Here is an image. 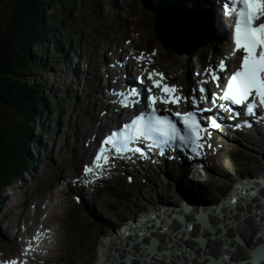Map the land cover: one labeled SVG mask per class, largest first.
Here are the masks:
<instances>
[{
	"label": "rangeland",
	"instance_id": "obj_1",
	"mask_svg": "<svg viewBox=\"0 0 264 264\" xmlns=\"http://www.w3.org/2000/svg\"><path fill=\"white\" fill-rule=\"evenodd\" d=\"M3 1L5 0H0V28L2 29L5 28L3 26L6 18L5 13H3ZM152 1L156 3V1ZM115 2L104 0L102 9H98L96 7L97 0H84L80 6V13L85 18L82 19V24L77 22L75 26H81V32L87 38L102 40L106 34L111 32V29L116 24L129 23L133 26L141 27L152 38L150 28L154 22L152 20L154 18L153 12L146 9L141 0H117V7H114ZM99 13L106 16V24L101 20L103 16L101 14L99 15ZM173 13L177 14L176 19H182L177 13V10L173 11ZM95 24H103L99 29L101 31L100 34L93 31ZM65 25L66 27L74 29L70 24L69 16L66 18ZM106 25L112 27H108L106 30ZM93 39H89L84 47L83 45H79L75 48V51L72 50V58L68 62L71 64L73 59V61H76V64L79 63L81 65L82 59L85 61L90 52L97 50V48H93ZM152 47L159 50L157 65L166 73L165 68H168L170 75L174 77L173 81H182L183 78L180 73L182 72V61L185 57L178 56L174 52L175 56H170V52L167 51V48L157 38L152 42ZM210 47H212V44L202 48L206 49L203 55ZM66 49H69V47ZM202 49L198 51L199 54H201ZM33 56L37 60L44 59L47 61L48 59L41 52H38V50H34ZM69 70L67 61L64 63L62 57L60 64L56 63L55 66H48L47 73L42 74L41 70L38 72V81H44L51 87V91L43 92L54 96L57 100L63 99L65 101V108L70 109V107H74L78 113H75L71 119L73 130L61 129V135L58 140L56 136L50 135L51 129L44 128V126L52 127L54 125L51 118H46L41 122L38 121L35 123V135H32V143L28 147V161L32 164L30 171L34 176L28 173L24 175V178H18V180L11 184L13 187L8 186L3 189L2 195L5 194L4 192L8 194L9 190L15 191L23 187V190H29L30 188L26 185L33 182L37 169L39 168L38 175L32 188L28 191V200L22 204L20 202L11 203L13 208L17 204H21L20 211L16 214L12 213L7 221L0 223V255L7 253V256L10 257L18 253L7 246L4 239L12 240L17 224L23 223L24 220L26 222L29 220L31 224L36 223L37 219L44 220L45 214L43 215L42 213L44 212L45 206L43 203L47 201L51 203L52 201L56 202L52 205V213L46 217V221L50 225H53L54 228L56 226L59 227L57 244L59 247L58 252H61V255L58 259H53L52 262L45 264H97L99 247L103 241L104 234L108 232L112 234L113 232L111 230H117L125 220L128 222L134 219L139 220L137 217L140 214L151 208L159 207L161 203L174 202L172 200H176L177 198L180 200V196L175 191V175L169 174L166 176L157 169H150V172L146 173L148 178L146 176H135L133 185L127 183L125 175L115 174L111 182L102 184L94 192L92 191L93 195L82 199L81 204L75 202L73 198L74 193L63 192L64 189L70 192H79L74 185L70 186L69 189L65 185L66 183L72 182V176L79 173L80 165L76 157L80 152L86 150L84 140L91 137L94 133H97V125L100 124L99 115L104 109V105L94 109V100L95 102L97 101L93 95L94 93L79 92L83 81L90 74L82 73L85 70V66L81 69L76 67L75 72L72 71L70 73ZM189 75L193 76V73L191 72ZM33 78L35 79V77ZM49 87H46V89H49ZM70 98L73 103H71ZM77 105L78 108L76 107ZM1 111L2 107H0V113ZM36 118L40 120L39 115ZM1 121L3 120L0 117V123ZM41 124L43 127H41ZM104 125L101 124V126ZM227 140L220 141L225 148L221 149L212 158L214 168L207 171L204 177L200 178V186L206 192H203V197L207 200H220L225 202L228 196L232 195L235 190H238L245 179L264 175V155L251 146L233 144ZM76 144L79 146H75ZM256 144L253 145L255 146ZM258 146H260V143ZM34 155L36 157L35 161L32 159ZM49 162L51 163L49 164ZM35 167L36 169H34ZM61 179L67 180L60 182ZM167 183L170 184L166 186ZM226 192L229 193L224 195ZM160 197L163 198V201ZM11 198L14 199L13 197ZM29 200L37 203L35 209H32L33 204L31 205V209H28ZM56 204L58 207H56ZM110 211H114L117 215L115 221L107 222V220H104L103 223L108 224L106 227L93 224L92 221L96 217L101 216L105 219V215ZM2 217L3 214L0 215V220H2ZM14 242L19 245L18 242ZM198 244L200 245V243ZM207 246L209 245L207 244ZM208 253L209 251L202 252L203 256L201 261L207 259Z\"/></svg>",
	"mask_w": 264,
	"mask_h": 264
},
{
	"label": "snow or ice",
	"instance_id": "obj_2",
	"mask_svg": "<svg viewBox=\"0 0 264 264\" xmlns=\"http://www.w3.org/2000/svg\"><path fill=\"white\" fill-rule=\"evenodd\" d=\"M225 15L229 18L234 17L233 23V43L234 49L232 55L242 53L240 65L237 70L226 77L227 83L221 87L219 81L221 79L218 72L227 71L224 61H221L217 69H206L211 75L212 80L216 82V87L221 89L219 94L212 93L210 103L216 105L217 100L227 101L231 105H237L245 108L244 115H257L256 109L264 107V0H230V3L224 4ZM146 57L141 54L138 60H144ZM157 77L159 79H157ZM148 79L152 80L153 87L160 89V95H150L149 112H142L134 117L130 122L121 126L120 129L111 132L104 140L94 157L93 165L85 167L86 174L104 171L110 160L117 157L123 159H131V156L139 154L141 158L147 159L148 153L144 148L135 145L141 142L146 143V148L150 151L152 148L159 149V154L163 155L166 148H183L190 152L200 155L205 143L211 138V133L202 123L201 116L205 112H210L211 108H200V104L208 102L207 89L199 87L193 89V93H200L199 97L195 94L191 97H182L180 90L174 85L163 83L166 77L163 73L150 72ZM143 83V79H140ZM151 93L152 89H148ZM117 97H123L119 100L121 106L127 108L138 103L137 100H130L129 97H138L139 93L132 89L128 93H114ZM114 103L116 101H113ZM184 103H191L194 108L199 109L201 116L197 111H188L181 113L176 111L171 114L175 120L167 115H159L160 109L156 107L158 103L165 106L172 104L177 107ZM219 107L231 113L232 118L241 115L235 112L231 107L220 104ZM166 111H171L166 109ZM211 127L219 129L221 125L214 117H208ZM264 119V117H262ZM248 127L251 124L245 121ZM179 125H182L179 126ZM208 147H211L208 144ZM241 195H244L242 193ZM247 195L255 197L262 195L259 204L252 206L250 212L242 213L247 219H253L264 227V194L255 191H249ZM239 197L233 198L229 202V209L232 212L239 211L233 206L238 203ZM178 219V230L171 227L176 220H166L161 225L159 231L168 237L167 240H161L152 237L148 243L141 240L131 242L133 246L138 245V251L135 247L129 251L127 259L123 264H199L194 250L189 249L180 241L187 242L195 237L194 227L197 231L200 226L206 229L210 227L206 223L201 225L202 218H197L193 222L186 221L183 217ZM247 222V220H245ZM239 226V225H237ZM140 236L149 237L150 233L141 231ZM36 239H39L37 234ZM227 248V243L224 245ZM33 250L31 244L25 250V254ZM229 261V255L222 254L219 260L209 258L207 264H226ZM3 264V262H0ZM7 264H20L19 261H9Z\"/></svg>",
	"mask_w": 264,
	"mask_h": 264
},
{
	"label": "trees",
	"instance_id": "obj_3",
	"mask_svg": "<svg viewBox=\"0 0 264 264\" xmlns=\"http://www.w3.org/2000/svg\"><path fill=\"white\" fill-rule=\"evenodd\" d=\"M81 4L82 0L3 1L6 18L5 28H0V196L5 187H13L11 184L31 169L27 147L32 143L35 123L56 119L65 112V101L43 92L44 81H38L37 75L45 65L60 64L63 48L72 41L79 44L81 26H74L85 18L80 13ZM67 16L74 29L66 27ZM34 50L47 61L37 60ZM57 106L61 107L59 112L54 111ZM57 130L52 133L56 135Z\"/></svg>",
	"mask_w": 264,
	"mask_h": 264
},
{
	"label": "bare ground",
	"instance_id": "obj_4",
	"mask_svg": "<svg viewBox=\"0 0 264 264\" xmlns=\"http://www.w3.org/2000/svg\"><path fill=\"white\" fill-rule=\"evenodd\" d=\"M189 2L191 4H193V6H195L198 10H200V11L202 10V2L200 0H189ZM207 9H209V8H207ZM152 12L155 13L153 11V9H152ZM177 13L180 15V17L182 19H176L177 14L172 13L170 22H171L173 28L176 31L186 32L187 36L190 37L191 35H193L197 31V27L195 26L196 23H194L190 20V17L186 12H184L182 10H177ZM155 14L157 15V13H155ZM208 17L210 19V22H211L213 28H214V31L212 33H210V36H212V37H223L225 32H224V29L221 26V24L216 19H213L210 16H208ZM228 22H229L228 24L231 23L230 20H228ZM165 29H167V27ZM182 48H184V47H182ZM205 50H206L205 48L201 50V52H200L201 55H203ZM65 72H67V71L65 70ZM119 117H120L119 114H115V117L112 118V121L115 122V120H117ZM103 119L108 123H105L104 126L97 125L96 135H99L102 132H104L106 130V128H108V126L110 125L109 117H105ZM254 140H256V142H254ZM246 141L251 145L257 143L255 146H258L259 143L261 145V143L264 141V136L259 134L255 138L249 137V139H247ZM213 142L215 145H218L217 141L214 140ZM27 149H28V147H27ZM147 172H150V171H147ZM77 177L80 180V176L78 175ZM260 178H264V175L252 177L250 179L253 180V179H260ZM246 181H247V179L240 186L244 185ZM179 183H180V180L178 179V181L176 183L175 191H176V193H178V195L180 194V196H181V194L183 193V190H182V187ZM70 186H73L72 182L66 183V185H65V187H67L68 189ZM63 191L64 192H70V191H66L65 189ZM262 194H264V191L262 192ZM228 198H226L225 202H229ZM160 199H162V201H163V198L160 197ZM178 200L179 199L177 198L176 200H172V201L178 202ZM252 202H253V200L251 198H245V200H244V203H246V204H251ZM205 204L206 205L211 204V202L199 204V206L197 207L198 211H193L192 214H189V215L194 220H196L197 218H202V219L205 218L206 216L203 215L202 212L200 211V208ZM139 206L142 207L141 205H139ZM155 211H157V210L144 212L143 218H140L139 220H132L130 222V229L128 231V233H130V234H125L124 230L119 231L117 233L105 234L103 237V241L99 247V257L97 260V264H123V262L127 259L128 255H129V251L132 250L133 247H135L136 250L138 251V245L133 246L131 244L132 241L141 240L143 243H148L152 237H155V229L157 227V222H158L157 217L162 214V213H158V212L154 213ZM158 211H160V209H158ZM242 213H248V210L241 209L237 214L230 216V217L236 218L237 221L240 223L237 228L231 227L229 229L226 224L224 225V230L219 231V232L206 231V230L201 229V228L197 231V229L195 228V229H193V232H194L196 238L189 240L187 242L180 241V243L181 244L186 243V246L188 244H190L191 245L190 249L194 250V253H193L194 255L199 253V255L197 256V258L199 259V264H207V261L209 258L219 260L222 254L230 255V252L232 251V246H230L228 244V241L229 240H233V241L236 240V238L234 237L235 233H239V236L241 238L246 237L250 242H252L255 234H258L259 232L264 233V227H261L260 225L254 226V227L249 226V224H250L249 222L254 221V220L253 219H247V217L245 215H243ZM213 219L216 221H219V222H224L223 217H221L220 215H212L209 219L206 218L205 222L209 223ZM245 220H247V222H245ZM256 223H258V222L254 221V224H256ZM136 227L140 228L144 232L150 233V236L149 237H143V238L141 236H138L137 231H135ZM55 230L58 231L57 226H56ZM159 239L167 240L168 237L164 234H161V237ZM205 241H209L208 242L209 246H207L208 251H209V253H208L209 257H206L207 259H205L204 261H201L202 256H203V254H202L203 250L201 249V247L198 243H202ZM225 243H227L228 249L224 247ZM256 248L257 247H254V249H256ZM259 249H264V239L261 241V243L259 245ZM248 253H249L248 251L237 249V251L235 252V257L240 258V259H237L239 261H236V260H233L232 262L228 261V262H226V264H234L235 262H237V264H240L241 262H244L245 260H247L249 258Z\"/></svg>",
	"mask_w": 264,
	"mask_h": 264
},
{
	"label": "water",
	"instance_id": "obj_5",
	"mask_svg": "<svg viewBox=\"0 0 264 264\" xmlns=\"http://www.w3.org/2000/svg\"><path fill=\"white\" fill-rule=\"evenodd\" d=\"M144 1L147 4V1H149V0H144ZM155 10L158 11V8H156ZM168 24H170L169 20H168ZM263 186H264V180H262V179H256V180H253V181H250V182L246 183L244 186L241 187V189L239 191H237L234 194V197H239V200H238L239 203H237L233 207L239 209V211L242 208L245 209V210H249L250 211V208L252 206H255V205L259 204L260 200L262 199L261 198L262 195L255 196V197H257V201L255 203H251L249 205L243 203L244 202V198H247L246 196H247V193L249 191L257 192ZM242 193H244V195H241ZM231 199H233V197L229 199V202L231 201ZM229 202H223L220 207H223V208L227 209V211H229V213L225 216V218H229L230 219V221L228 222L229 227L236 228V227H238L237 225H239V222L237 221L236 218H233V217H230V216H233V214H237L239 211H235V212L230 211V209L228 207ZM189 209H192V208H185V210H189ZM200 210H207V209H200ZM217 212L218 213L221 212V209H219ZM249 223H250L249 226H253V227L254 226H259V223L254 224V221H250ZM220 224H221V228H222L223 222H221ZM209 225H211V224H209ZM159 233L160 232H158V234ZM259 233H260V235L258 237H255V241L257 240V246L258 247L256 249H253V250H250L251 244L249 243V241L247 239H245V237L241 238L239 236V234L237 235L235 241L229 240L228 241L229 245L234 247L233 251H231V253H230L232 259H234V260L236 259V257H235V250H236L235 246L236 245L237 246H242V247L245 246L246 248L244 250L245 251L250 250L248 252L251 255V258L249 260H247V261L241 262L240 264H263L264 263V255L262 253H260L261 249H259V245H260L262 239L264 238V233H262V232H259ZM256 235L257 234H255L254 236H256ZM253 243L254 242H252V244ZM207 244H208V241H205L202 244L201 248H203L202 249L203 251H206L204 249L207 248ZM207 257H209V256H207ZM236 261H239V260H236ZM234 264H237V262H235Z\"/></svg>",
	"mask_w": 264,
	"mask_h": 264
}]
</instances>
